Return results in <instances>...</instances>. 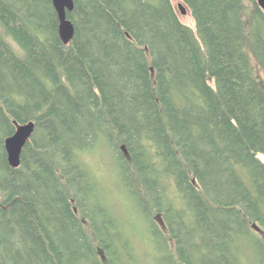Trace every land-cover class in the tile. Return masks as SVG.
<instances>
[{"label":"trees","instance_id":"16d2710c","mask_svg":"<svg viewBox=\"0 0 264 264\" xmlns=\"http://www.w3.org/2000/svg\"><path fill=\"white\" fill-rule=\"evenodd\" d=\"M181 1L195 29L171 0H73L65 43L52 0H0V264H146L138 241L264 264V12ZM102 144L130 218L88 165Z\"/></svg>","mask_w":264,"mask_h":264},{"label":"rangeland","instance_id":"374dc122","mask_svg":"<svg viewBox=\"0 0 264 264\" xmlns=\"http://www.w3.org/2000/svg\"><path fill=\"white\" fill-rule=\"evenodd\" d=\"M171 2H172V5L180 21L188 25L192 29H195L194 20L191 16L189 9H187L184 14L181 13L179 6L180 4L184 5L183 2L181 0H171ZM103 145L104 144H102V146H98L97 147L98 151L94 152V154L87 157L88 165L90 166V168L92 169V172L95 174V176L101 183V186L104 187L106 193L108 194L110 200L114 203L116 209L120 212L122 216H124V218H130L131 215L125 209V202L123 201L124 197L123 195H121L119 186H117L116 184V182L119 181L118 171L116 169V161L113 158L112 154L109 153L105 145L104 146ZM260 158L264 161V157L262 155H260ZM145 231H146V228H145ZM138 244L140 246L139 248L141 250L140 254H141L142 260H144L146 264L147 262L148 264H154L153 258L152 256H150V253L152 254L150 248L143 247L144 243H139V241H138ZM148 249H149V252H148ZM147 252H148V256H146ZM255 256H254V260H255ZM259 259L263 260V256H259V258L257 257V260Z\"/></svg>","mask_w":264,"mask_h":264},{"label":"water","instance_id":"95a60500","mask_svg":"<svg viewBox=\"0 0 264 264\" xmlns=\"http://www.w3.org/2000/svg\"><path fill=\"white\" fill-rule=\"evenodd\" d=\"M257 2L264 12V0H257ZM52 3L60 21V37L65 43H67L73 36V26L70 21L66 19V10H71L73 8V0H52ZM179 7L181 13L184 14L187 10L186 6L180 4ZM34 126L33 122L18 125L15 133L5 140V149L11 166L17 167L19 165L20 153L25 143L31 137L34 131Z\"/></svg>","mask_w":264,"mask_h":264}]
</instances>
